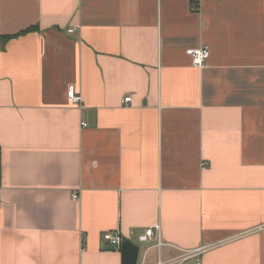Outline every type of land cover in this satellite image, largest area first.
<instances>
[{
  "label": "crops",
  "instance_id": "1",
  "mask_svg": "<svg viewBox=\"0 0 264 264\" xmlns=\"http://www.w3.org/2000/svg\"><path fill=\"white\" fill-rule=\"evenodd\" d=\"M108 232L264 264V0H0V264H123Z\"/></svg>",
  "mask_w": 264,
  "mask_h": 264
},
{
  "label": "built area",
  "instance_id": "2",
  "mask_svg": "<svg viewBox=\"0 0 264 264\" xmlns=\"http://www.w3.org/2000/svg\"><path fill=\"white\" fill-rule=\"evenodd\" d=\"M74 29L71 28L70 31H73ZM188 53L192 58V64L195 65L196 67L199 68H204L206 66L207 60L209 58L210 55V50L208 48V46L206 45H202L196 48H190L188 49ZM68 96L69 98L72 100V102L76 105H79L82 101V97L80 94L77 93L76 89L74 88V86H70V88L68 89ZM132 100L131 96H126L124 101L125 102H130ZM83 125L86 126V122H83ZM204 168H206V163L203 164ZM73 198L78 199L79 198V194L77 192L73 193ZM159 229V227H158ZM146 235L148 240H152L155 239V231L153 228H147L146 229ZM105 239L108 240L109 242H111L114 246H118L120 247L122 245L123 242V237L121 236L120 233L116 232H108L105 233L104 235ZM162 244V241L160 238H158V242L157 245L160 246ZM205 248H199L196 250H189V251H184L183 255L180 256L178 258V263L180 262H184L189 260L190 258H193L197 255H199ZM146 254L144 255L145 258ZM176 261V262H177ZM170 263H174V260H167V261H160L158 260V262L156 264H170ZM141 264H144V262H142ZM191 264H202L201 259H197L195 262L191 263Z\"/></svg>",
  "mask_w": 264,
  "mask_h": 264
},
{
  "label": "water",
  "instance_id": "3",
  "mask_svg": "<svg viewBox=\"0 0 264 264\" xmlns=\"http://www.w3.org/2000/svg\"><path fill=\"white\" fill-rule=\"evenodd\" d=\"M140 247L130 239L122 242V259L123 264H137Z\"/></svg>",
  "mask_w": 264,
  "mask_h": 264
},
{
  "label": "trees",
  "instance_id": "4",
  "mask_svg": "<svg viewBox=\"0 0 264 264\" xmlns=\"http://www.w3.org/2000/svg\"><path fill=\"white\" fill-rule=\"evenodd\" d=\"M30 28L32 29L34 27H30ZM9 37H12V36H4L3 38L8 39Z\"/></svg>",
  "mask_w": 264,
  "mask_h": 264
}]
</instances>
